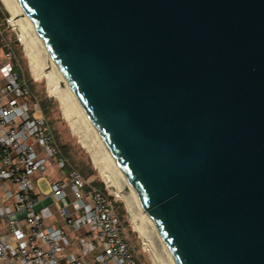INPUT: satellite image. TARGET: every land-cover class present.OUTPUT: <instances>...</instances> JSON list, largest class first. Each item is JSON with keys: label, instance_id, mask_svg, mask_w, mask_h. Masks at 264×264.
I'll return each mask as SVG.
<instances>
[{"label": "water", "instance_id": "95a60500", "mask_svg": "<svg viewBox=\"0 0 264 264\" xmlns=\"http://www.w3.org/2000/svg\"><path fill=\"white\" fill-rule=\"evenodd\" d=\"M174 264H264V0H16Z\"/></svg>", "mask_w": 264, "mask_h": 264}, {"label": "built area", "instance_id": "2783aa9c", "mask_svg": "<svg viewBox=\"0 0 264 264\" xmlns=\"http://www.w3.org/2000/svg\"><path fill=\"white\" fill-rule=\"evenodd\" d=\"M0 40V264H139L106 184L96 188L64 156L11 43ZM50 167L64 176L43 181V191ZM56 217L63 226L46 224ZM70 240L89 258L64 254Z\"/></svg>", "mask_w": 264, "mask_h": 264}, {"label": "bare ground", "instance_id": "6f19581e", "mask_svg": "<svg viewBox=\"0 0 264 264\" xmlns=\"http://www.w3.org/2000/svg\"><path fill=\"white\" fill-rule=\"evenodd\" d=\"M0 1L10 14L9 22L19 29L20 42L28 58L32 77L36 81L46 80L48 91L56 94L66 119L78 135L81 145L90 154L105 184L115 187L116 197L124 201L132 226L141 236L143 244L149 248L148 250L153 255L155 263L174 264L24 11L16 0Z\"/></svg>", "mask_w": 264, "mask_h": 264}, {"label": "rangeland", "instance_id": "374dc122", "mask_svg": "<svg viewBox=\"0 0 264 264\" xmlns=\"http://www.w3.org/2000/svg\"><path fill=\"white\" fill-rule=\"evenodd\" d=\"M10 14L5 9L0 1V25L4 37L11 43H17L16 49H19L20 56H17V63H14V68L20 73V76L32 87L34 94L39 100H45L49 104L48 115L46 119L54 129L59 142L66 145L69 153L73 157L71 162L80 171L83 170L86 174L91 173L88 180H98L105 186L104 180L99 172V169L94 165L90 154L81 145L78 135L74 132L70 126L68 119L63 112L61 104L55 93H50L47 88L46 80L40 81L34 80L30 73L29 61L26 57L24 47L20 42L19 29L13 26L9 22ZM2 44L0 40V45ZM44 115V114H43ZM42 190H46V185L43 181L40 182ZM107 186V193L115 203H121L122 209L124 210L122 225L124 226V235L130 242L134 249L135 256L140 264H156L153 255L148 250L149 248L143 244L141 236L133 228L129 213L125 206V203L119 197H116V188L113 186ZM115 193V194H114Z\"/></svg>", "mask_w": 264, "mask_h": 264}, {"label": "trees", "instance_id": "16d2710c", "mask_svg": "<svg viewBox=\"0 0 264 264\" xmlns=\"http://www.w3.org/2000/svg\"><path fill=\"white\" fill-rule=\"evenodd\" d=\"M0 39L5 40V41H8V40L4 37L3 32H2V35H1ZM16 46H17V43H13V44L11 45L12 50L14 51V53H15V55H16V58H17V56H20V53H19V49H16ZM17 72H18V71H17ZM18 74L20 75L19 72H18ZM28 85H29L30 90L32 91L33 95L37 98V96L34 94V92H33V90H32V87L30 86V84H28ZM37 99H38V98H37ZM38 101H39V105H40V108H41V110H42V113L44 114V116H47V115H48V109H49V104H50V103H48L47 101H45V100H43V99H42V100H39V99H38ZM48 122H49V121H48ZM49 124H50V123H49ZM50 126H51V124H50ZM51 128H52V126H51ZM52 130H53V132H54V136H55V138H56V140H57V142H58V145H59V147H60L62 153H63L64 156L68 159V161L74 166V164L71 162V159H73V157L71 156V154L69 153L68 149L66 148V145H63V144H61V143L59 142V140H58V138H57V135H56V133H55V131H54L53 128H52ZM74 167H75V166H74ZM75 168H76V167H75ZM76 169H77V168H76ZM77 170H78V169H77ZM78 171H79V170H78ZM79 172H80V174H81L84 178H85V177H88V176L91 175V173L86 174L83 170H80ZM94 185L97 186V187H99V188H102V184H101L98 180H94ZM101 190L103 191V188H102ZM109 199L112 200L110 196H109ZM112 202H113V200H112ZM113 204H114V210H115V213H116V215L118 216V218L120 219V221H121V223H122L123 215H124V210L122 209V205H121V203H115V202H113ZM138 262H139V261H138ZM139 264H140V263H139Z\"/></svg>", "mask_w": 264, "mask_h": 264}, {"label": "crops", "instance_id": "0c3cea01", "mask_svg": "<svg viewBox=\"0 0 264 264\" xmlns=\"http://www.w3.org/2000/svg\"><path fill=\"white\" fill-rule=\"evenodd\" d=\"M63 176H64V173L63 172H59L54 167H50V169L48 171V174L45 177V179L40 180V181H51V180L62 179ZM88 177H90V176H88ZM88 177H85V178L87 179ZM89 181H91L92 185H94V180H89ZM95 187L98 188V189H100V190L103 188V190H104V185L103 184H102V188H99L97 186H95ZM46 224L47 225H50V224L55 225L56 224L57 226H63V223L61 221H59L57 217L54 218V219H52V220H50V221H48V222H46ZM85 232H86L85 229H81L80 231H78L77 234L81 235V234H84ZM101 251H102L101 250V247L100 246H97L94 254H100ZM63 253L66 254V255L67 254H71V255H73L75 257H78V258H80V257L81 258H84V259L89 258V255H81L80 249H79V245H78V243L75 240H70V242L68 243V245H66V246L63 247ZM110 264H114V263L110 262Z\"/></svg>", "mask_w": 264, "mask_h": 264}]
</instances>
